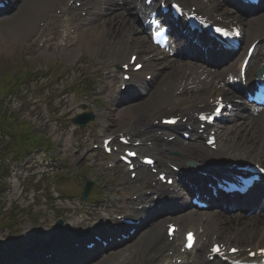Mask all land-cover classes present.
Segmentation results:
<instances>
[{
	"label": "rangeland",
	"instance_id": "374dc122",
	"mask_svg": "<svg viewBox=\"0 0 264 264\" xmlns=\"http://www.w3.org/2000/svg\"><path fill=\"white\" fill-rule=\"evenodd\" d=\"M54 1H56L57 6L63 4V9H66L68 0L41 1L43 9L40 10L38 14L34 16L32 14L27 17L23 25L26 30L17 39L8 34L5 31L6 28H0L3 35H5H0V99L1 88L5 87L7 90L6 95H4L0 101V108L3 110L0 111V150L11 153L14 148L9 145L10 142L8 143V141H6L10 137L8 131L14 130L13 125L11 128L8 126V124H10L9 121L14 120H8V118L13 115H16L17 117V119L14 117L16 124H25L26 122H30V125L28 126L31 128L30 133L42 136L49 142L55 143L60 134H64L62 139L65 138L64 142L56 148L59 155L58 157H51L48 159L46 158V155L44 156L45 153H42V156L39 154L37 155L36 153L33 156V159H30V168L27 169L26 175L22 178L23 182L19 183L15 180L11 191H7L6 188L2 190L0 195V244H3L4 241L11 244L13 243L10 242L11 240L17 239L19 242H22L24 239H27V241L32 239H44L48 230L53 228L55 225V221L64 217L65 213L67 219L72 216V213L75 212V210L85 211L88 217H98V210L95 209V206L100 203L107 205L112 203L110 199L106 202L101 201L100 199L96 202H81L76 198L71 200L67 199L69 200L67 202L65 201L66 198H62L63 200H60L61 203H58V200H54L55 198L58 199V197L52 196L53 193L51 192V188L53 187L57 191L58 195L76 197L79 187H77V184L73 181H86L85 179H90L93 175L96 178L100 177L102 181L110 184V194H116L122 198L121 203L112 209L121 208V210L124 209V211H130L134 206L131 202L133 194H140L146 190L144 188V185L146 184L135 185L130 190H125L126 187L123 182L125 175L123 173V168L121 169L116 166L115 168L109 170L107 168H103L105 164L104 162L97 164L96 161L92 164V162L87 159L83 160L80 158L87 146H91L92 141L88 140L95 137L96 129H108L109 132L115 130L113 128L116 126L123 129L132 122L131 118L133 116L131 114H127V110H134L137 106L148 104L147 102H142L136 104L137 106L128 109L120 108L121 111L118 114L114 113L112 104L114 101L113 95L117 85L112 87L111 83L113 79L104 80L102 78L100 70L98 72L96 70L97 67H100L96 60L97 58L89 57L88 55L89 52H92L95 49L93 45H96L97 43L102 41L109 43L110 39L114 41V44L116 43V34L113 33V30L115 28L120 30L117 26L127 22L129 13L125 12V15L120 14L119 16L111 15L109 17L111 21H108V19L106 20L107 17L99 18L96 14L89 15L91 19L82 24L80 29L87 30L93 26L104 25L108 29L107 32H109L108 36H103V38H105L104 40L98 42L90 41L91 37L89 34L87 35V33L85 34V32H82L83 38L80 41L78 48L75 47L74 49L64 50L65 48L63 49L58 47L61 51L56 52L54 47H48L47 49L43 48L44 50L41 49L43 51H40L37 48V44L41 39H33L37 40L36 43H33L31 37L34 34L32 33L34 32L38 22L49 15ZM124 2L127 4L126 0ZM22 5L23 4L21 3L20 5L15 6L14 14H17L18 11L21 13ZM19 15L20 14H18L15 18ZM13 16L6 18V20L2 22H14L15 18ZM50 20H52V18ZM111 23H113V25ZM48 28H52V26ZM118 43L120 42H117L116 44ZM114 47L117 48V45ZM111 49L112 48H110V50ZM92 54L95 55L93 52ZM145 54L146 55H143V60H153V63H157L155 60L158 59L157 57L155 58L148 55V53ZM78 61L80 62L77 63ZM45 63L49 64V70L46 68L45 70L42 67ZM8 64L13 65L7 66ZM26 66L29 67L30 75L26 77L22 85L19 84L16 86L14 83L5 78V75L9 72L12 73V78H14L13 74H15L18 70L21 72L20 68L23 70ZM179 66H182V64L179 63L175 70L176 72H178ZM109 67L111 68L109 69ZM102 69L104 71V75L107 74V77L108 75L110 77H112L111 75H116L114 66H106ZM168 74L166 73L165 75ZM15 75L19 76L17 74ZM31 76H33L34 80L39 83V87L41 89L40 93H37L35 87L27 84V81H29L28 78H31ZM168 76H166V78ZM41 84L43 85L40 86ZM75 85L83 91H81V93H76L77 89L74 90ZM25 92L27 95H25ZM84 112L95 114L96 121H99L101 124V126H95L94 130L91 128L92 133L89 129L90 127L88 128V131H85L83 128L74 130V127L69 126L66 122L67 119L75 120ZM101 113H103V115H108L109 119L114 117L113 119L115 120L116 118L118 121L116 123H112L111 127L108 128V121H106V118H103L104 120L99 118ZM50 115L52 117H50ZM49 120L50 123L45 125L44 122ZM78 122H80V120H78ZM73 131L75 133V137L77 136L80 138H76L77 142L74 149L71 142L68 140L69 133H72ZM255 134L256 133L254 131V133L249 135L248 138L250 142L251 140L254 141ZM230 143L232 142L230 141ZM37 147L40 146L37 145ZM53 150L55 151V149ZM37 151L39 150H35V152ZM54 155L50 154V156ZM94 156L97 160L101 157L99 153ZM41 157L46 158V161L40 160ZM66 164H68V166H66ZM32 168L35 169L33 170ZM88 168L94 173L92 176L91 174L86 176L87 171H83ZM79 172H82V174H79ZM15 177L16 171L14 179H16ZM70 182L72 183L71 185ZM69 189V192H65ZM100 191H102L100 188L97 186L94 187L91 191V196L93 197L94 195H97V192ZM64 204H68L70 209L63 208L62 206ZM59 208H61V212L59 211ZM36 211L42 215L40 220L38 219V215H36V218L29 216V214ZM7 213L11 215L13 223H17V228L19 226L18 229L20 230L19 234L21 236L17 233L18 231L15 226H8L10 221H8V223L4 221L7 217ZM26 216L29 217L27 218ZM69 223L70 222H68V224ZM145 238L146 237L135 243V246L139 250L143 249ZM8 244H6L5 247H0V252L7 251L9 249ZM138 258L139 257L136 258L137 261L135 264H141ZM143 258L147 259V257ZM113 260H116V256H113L109 260L101 261L98 264H110ZM19 263L20 260L16 264ZM145 264L147 263L145 262Z\"/></svg>",
	"mask_w": 264,
	"mask_h": 264
},
{
	"label": "bare ground",
	"instance_id": "6f19581e",
	"mask_svg": "<svg viewBox=\"0 0 264 264\" xmlns=\"http://www.w3.org/2000/svg\"><path fill=\"white\" fill-rule=\"evenodd\" d=\"M41 1H51V0H24L21 13L18 11L17 14H15L13 17L15 18L18 14H20L17 18L14 19V22L4 23L0 22V28H6L5 31L10 34L11 36H14L16 39L20 37V35L26 30L25 27H23L24 22L26 21L27 17L29 15H36L39 13L40 10L43 9V4ZM83 2V7L89 6L87 2L84 0H80ZM78 1V2H80ZM125 1V0H124ZM127 1V8L128 9H135L142 15V19L145 18V15L151 10L148 7H145L142 3L143 0H139L137 4H132L133 0H126ZM137 1V0H134ZM172 1V0H168ZM182 6L190 10V8L195 7L196 14H199L205 18L208 19L209 22L214 23H223L227 25H238L241 26L243 31L244 38L249 42L254 41H262L264 37V15H261L259 17H254L252 19L247 20L246 22H243L238 16H235L232 14L229 10L221 8L219 4V0H178ZM18 2V0H16ZM21 1L17 4H19ZM15 3V0H14ZM79 10L76 8L75 10L71 9V14H77ZM135 13V12H131ZM136 14V13H135ZM134 18L132 17L131 20H128L124 24H119L117 27L120 28L118 32H121L118 34L117 30H113V33L116 34L115 41L120 42L123 46H126V49L129 50L130 48L134 47V44H131L129 46L127 38H130L133 36V34L137 33H144L142 28H138L135 25V21H133ZM83 21L82 18L78 19L79 22ZM107 27L104 25L99 26H93L86 30L85 34H89L91 37L90 41H101L104 40L103 36H108L109 32H107ZM0 35H3V33L0 30ZM139 38H141L142 41H145V37L142 36V34H137ZM182 35V34H180ZM105 36V37H106ZM83 35L80 33V40H82ZM84 40V39H83ZM119 40V41H118ZM85 42V41H84ZM89 42V41H88ZM87 43V42H86ZM115 43V44H116ZM137 42H135L136 44ZM114 41L110 39V42H100L96 45H93L97 49L100 47H105L108 45L114 46ZM92 47V46H91ZM264 53V44H261L259 48V52L257 53L255 64L259 63V61L262 58V55ZM207 56H211V53L209 51L206 52ZM175 66V63H173ZM169 65H172L170 63ZM173 67V66H172ZM238 66L235 65V67L230 68L229 70H225L224 72H219V74H215L216 79H212L210 75H207L203 69H200L199 71L195 70V76L197 77V81L185 77V78H178L168 83L164 88H160L159 91H156L148 100L147 105L138 106L134 110H127V114L137 115L146 118V121L149 118L157 119L165 114L167 112L173 113L176 111H183L186 116L191 117L194 114V111H196L199 107L202 108H208L209 107V99L215 100L216 97L222 96L220 95V89L219 86H227L229 84V79H226L228 76H234L235 70H237ZM251 79V76L248 77L247 80ZM195 82V83H194ZM204 86L208 89H210V94L206 101H204L203 97L200 99V102L195 97H189L184 100H178V96H176V91L182 93L184 89L186 88H192L193 86L196 87V91L199 95H203V93L198 89V86ZM200 86V88H201ZM240 92H238V95ZM194 95V94H192ZM241 95V94H240ZM146 103V102H145ZM128 109V108H126ZM241 110L242 112L246 111V107L242 106ZM120 111L117 112V114ZM243 118H249L248 124H245L247 129H252L259 125L257 128V131L259 132L258 140L259 141H253L249 144H246V141L242 143L241 146H239V151H234L229 146L230 144H223L220 145V149L218 150V153L214 154L211 150L207 149L206 147L202 146H196V145H190V144H184L181 141L178 142H167L163 139L162 136H156L153 135L151 132V127L145 123L144 126H139L137 129H132L131 131H128L127 133L136 138H147L150 136L151 141L153 142V148L150 150H146L148 152H153L158 156V161L161 166H177L182 169L184 167V163L186 161H194L198 164H204L207 162L208 158H228V159H234L233 157L237 159L242 160H250L252 162L256 163H264V113L260 115V117L253 118L249 113H245L243 115ZM191 119V118H190ZM245 127V126H243ZM117 131H114V133ZM117 133H123V130ZM117 134L115 133V136ZM252 143V144H251ZM181 151V156L178 158H173L172 152L173 151ZM233 155V157L231 156ZM252 160H251V159ZM180 192V191H179ZM183 194V193H182ZM186 195V194H185ZM236 224H232L231 226L234 227ZM237 232L235 234H231L227 232L226 237H223L219 235L220 232L215 230H205L201 232L202 228L198 229L199 236H207V240L209 242V245L216 242V241H227L225 243L230 244L233 243L235 246L239 248H243L245 246H250L254 248H262L264 247V219H262L260 222L257 223H250L247 225V227L244 226H236ZM185 229H182L184 231ZM148 237L151 238V241L154 242H160L163 239V228H159L156 231H153V233H150ZM155 237V238H154ZM244 241L245 244L242 246H238L237 242ZM248 241V242H247ZM58 248V247H57ZM61 251L66 249L65 244L62 245V247L59 248ZM203 252V249H200V253ZM62 255H66L65 251L62 253ZM125 255V253L123 254ZM121 256L123 258L124 256ZM169 258H166L164 263L167 262ZM198 259L191 260L190 262L184 261V264H196Z\"/></svg>",
	"mask_w": 264,
	"mask_h": 264
},
{
	"label": "snow or ice",
	"instance_id": "6c2138e0",
	"mask_svg": "<svg viewBox=\"0 0 264 264\" xmlns=\"http://www.w3.org/2000/svg\"><path fill=\"white\" fill-rule=\"evenodd\" d=\"M217 31H221V30H220V29H217ZM225 34H226V33H225ZM217 111H219V110L217 109ZM129 155H135V154H134V153H129ZM149 162H151V161H149ZM188 239H189V240L192 239L191 234H189ZM213 251H219V249H218V248H214ZM233 251H235V249H233Z\"/></svg>",
	"mask_w": 264,
	"mask_h": 264
}]
</instances>
